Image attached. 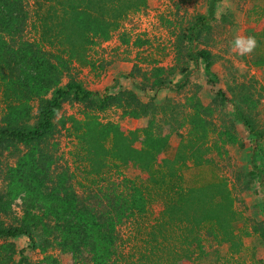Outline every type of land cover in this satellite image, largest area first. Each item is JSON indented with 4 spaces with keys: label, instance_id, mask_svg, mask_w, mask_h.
<instances>
[{
    "label": "trees",
    "instance_id": "1",
    "mask_svg": "<svg viewBox=\"0 0 264 264\" xmlns=\"http://www.w3.org/2000/svg\"><path fill=\"white\" fill-rule=\"evenodd\" d=\"M41 1L43 10L34 25L37 39L17 41L13 45L12 40L21 35L28 23L24 0H0V89L5 104L0 147L7 142L36 144L50 136L55 117L63 104L70 101L94 100L100 109H119L121 118L138 120L150 115L153 100L141 102L117 81L102 95L85 90L74 80L61 85L63 73L71 66L91 68V49L109 41L131 14L146 8L147 0ZM219 1L209 0L207 13L197 16L181 36L189 44L187 58L196 64L201 60L206 74H211V54L207 50L194 51L193 44L215 19ZM253 36L264 40V28ZM121 43L129 44L123 39ZM147 44L148 41L141 38L132 42L135 48ZM252 64L263 68L264 54ZM160 70L153 75L154 92H178L188 82L186 71L182 72L184 77L174 83L162 78ZM33 99L39 100V108L35 125L29 127L24 124L31 118L29 103ZM191 109L186 136L181 139L173 158L162 162H158L159 157L167 150L169 138L154 133L152 119L146 126L126 132L118 124L103 123L94 115H86L81 120L69 119L76 141L73 156L87 181L99 184L107 173H118L128 167L146 175L117 183L97 205L80 201L71 186H65L67 178L64 176L51 184L49 164L35 146L23 153L16 165L8 169L5 194L9 202L22 196L23 216L18 226L3 227L0 223V264L13 263L16 254L20 257L16 264L26 263L24 251L17 252L12 240L25 236L30 249H36L30 226L37 223L45 227L47 237L40 246L41 252L45 253L54 243L60 251L75 256L86 251L90 264H109L115 254L117 227L142 218L155 201L162 202V210L154 223L135 229L138 231L137 260L131 264L149 263L157 251L163 252L156 256L154 264H171L175 258V242L195 250L197 257L204 256L202 234L208 235L218 246H227V254L220 258V264H230L232 258L242 253L243 243L241 235L235 232L241 215L235 209L234 196L227 183L216 179L199 187L182 186V170L189 164L194 167L209 164L207 156L214 149L209 142L214 132L210 113L199 100L190 105ZM234 114L251 136L250 157L255 164L262 134L254 130L236 106ZM140 138L144 140L143 148L136 147ZM260 172L255 176L260 178ZM6 208L0 204V211ZM47 222L52 226H47ZM42 262L59 264L49 256Z\"/></svg>",
    "mask_w": 264,
    "mask_h": 264
},
{
    "label": "rangeland",
    "instance_id": "2",
    "mask_svg": "<svg viewBox=\"0 0 264 264\" xmlns=\"http://www.w3.org/2000/svg\"><path fill=\"white\" fill-rule=\"evenodd\" d=\"M208 3L209 0H147L146 8L131 14L120 30L111 37L110 41L115 39L121 45L122 50L118 51L120 57L132 63L130 72L122 76L121 84L120 80L116 81L124 90L130 87L141 102L153 100L154 109L150 115L128 121L127 118H121L119 109H100L94 100L83 103L70 101L63 104L55 117L50 136L36 144L7 142L0 147V204L7 206L5 211H0V223L3 227L18 226L21 223L24 200L19 196L9 202L5 196L7 176L8 169L14 167L18 158L32 146L36 147L43 155V160L49 164L51 184L59 176H64L67 178L65 186H71L82 202L97 205L117 183L124 182L125 179L146 177L128 167L118 173H107L99 184L87 181L73 156L76 141L70 118L81 120L86 115H94L103 123L118 124L125 132L142 128L152 119L155 122L154 133L169 138L167 150L159 157L158 162H162L173 158L181 139L188 132L187 117L192 113L190 105L199 100L210 113L209 120L214 126L209 140L214 149L207 156L209 164L201 167L189 164L182 170V186L199 187L216 179L224 180L234 196L235 209L241 215L235 225V232L241 235L243 250L230 260V264H264V203L261 202L264 187V67L258 68L252 64L253 60L264 54V40H257L258 46L250 55H238L232 48L237 35L253 36L263 30L264 0H221L216 4L215 19L201 34L200 40L193 44L194 51L210 52L211 74L204 72L201 60L196 64L187 58L186 48L189 44L181 37L197 16L207 13ZM24 5L28 23L21 35L12 40L13 45L17 41L37 39L34 25L37 15L43 10V3L41 0H24ZM136 38L147 40L148 44L135 48L132 42ZM121 39L128 40L129 44H122ZM102 43L104 42L93 47L89 53L93 63L91 68L71 66L68 72L63 73L61 85L74 80L85 90H93L91 92L101 95L113 86L114 81L108 74L110 60L109 57L105 58ZM156 70L162 71V78L166 81L174 83L181 80L184 77L182 72L186 71L188 82L178 92H154L152 81ZM242 99L247 100L243 102ZM29 105L31 118L24 125L31 127L36 123L39 100L33 99ZM235 106L254 130L262 134L255 164H252L250 157L251 136L247 128L236 121ZM4 113L5 104L0 89V125ZM143 146L144 140L140 138L136 147ZM257 171H261L260 178L255 176ZM250 194L253 195L252 200L247 197ZM161 210L162 202L155 201L142 218L129 220L117 227V240L113 247L115 254L109 264H131L137 260L135 248L138 246V231L135 232V229L154 223ZM138 222L142 224L139 225ZM47 224L52 226V223ZM30 231L36 249H30L25 236L12 240L17 252L24 251L25 264H46L42 262L45 256L56 259L59 264H90V255L86 251L75 256L60 251L54 243L47 247L45 253L41 252L40 246L47 239L45 227L37 223L30 226ZM201 238L204 256L197 257L195 250L175 242V258L171 264H220V258L227 254V246H218L206 234H202ZM48 240L51 238L48 237ZM161 252L163 251H157L156 256H160ZM156 256L144 264H154ZM19 258V254H16L11 264H16Z\"/></svg>",
    "mask_w": 264,
    "mask_h": 264
},
{
    "label": "crops",
    "instance_id": "3",
    "mask_svg": "<svg viewBox=\"0 0 264 264\" xmlns=\"http://www.w3.org/2000/svg\"><path fill=\"white\" fill-rule=\"evenodd\" d=\"M101 47L105 49V52H106L105 58L109 57V60H110L109 66H108L109 78H111L112 82L118 79L120 80V84H121V80L123 79L122 76H125L126 74L130 72L132 68V63L120 57L121 55L118 54V51L122 50L121 45L115 39L102 43ZM127 89L132 90L130 87H127ZM128 121H134V119H128ZM261 195H262L261 202L264 203V187L262 188ZM247 197H249L251 200L253 199L252 194L248 195Z\"/></svg>",
    "mask_w": 264,
    "mask_h": 264
},
{
    "label": "clouds",
    "instance_id": "4",
    "mask_svg": "<svg viewBox=\"0 0 264 264\" xmlns=\"http://www.w3.org/2000/svg\"><path fill=\"white\" fill-rule=\"evenodd\" d=\"M257 46V39L252 35H237L232 42L233 51H236L237 54L241 56L250 55Z\"/></svg>",
    "mask_w": 264,
    "mask_h": 264
}]
</instances>
